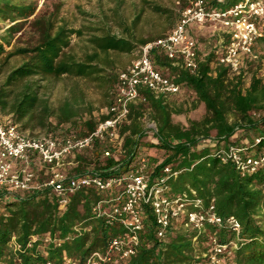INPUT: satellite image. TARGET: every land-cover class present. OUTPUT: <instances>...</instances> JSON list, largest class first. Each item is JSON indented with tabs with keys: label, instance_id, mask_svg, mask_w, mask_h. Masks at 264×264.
Instances as JSON below:
<instances>
[{
	"label": "trees",
	"instance_id": "1",
	"mask_svg": "<svg viewBox=\"0 0 264 264\" xmlns=\"http://www.w3.org/2000/svg\"><path fill=\"white\" fill-rule=\"evenodd\" d=\"M39 1L0 0V28L1 24L8 25L5 34L0 35V71L12 58L22 59L6 72L0 84V109L7 110L16 124L22 123L21 130L33 120L45 126L54 118L58 124L71 125L68 133L86 135L108 115L80 118L84 93L73 100L67 98L58 107L51 106L42 95L46 89L43 82L64 77L86 79L103 91L110 106L122 70L113 53L137 54L143 44L165 34L137 35L144 7L130 23L114 19L119 33L105 26H89V50L78 55L71 49L72 39L83 37L86 32L70 26L60 16L65 0H44L50 6L36 13ZM191 1H183L182 7ZM203 1L208 8L225 10L241 0ZM147 4L157 13L169 12L161 5ZM179 16L180 13L177 20ZM26 24L32 34L20 45L16 41L24 35ZM259 27L261 35L256 45L264 42V16L259 19ZM226 37L225 45L229 35ZM222 52L211 51L201 58L198 51L196 71L187 69L182 62L176 64L163 50L154 49L151 53L157 70L181 88L190 89L196 100L204 104L206 114L202 119L175 121L174 114L180 115L181 111L173 112L169 101L172 95L156 97L142 86L141 98L131 103L128 120L120 126L121 153L107 156L105 151L112 147L106 140L96 141L91 148L72 155L74 165L68 175L123 176L145 157V172L153 183L165 175V167H170L177 174L166 180L168 195L193 189L204 206L214 199L219 215H233L241 224L239 235L229 227L219 229L212 225L198 232L185 228V221L180 218L160 237L152 208L147 206L141 243L126 264H213L204 255L212 249L213 235L221 242L236 244L230 253L220 255L219 264H264V165L253 172H243L231 159L221 158L222 151L231 146L240 148L244 157L264 156V80L253 75L246 85L242 75H235L218 63ZM148 116L157 124V143L149 139L145 128L144 119ZM149 148L155 150L149 152ZM114 194L113 190L95 187L82 189L60 208L57 196L49 189L10 192L0 188V264H83L95 250L104 249L110 237L123 231L119 226L107 225L94 211L99 200ZM46 237L50 240L46 241Z\"/></svg>",
	"mask_w": 264,
	"mask_h": 264
},
{
	"label": "built area",
	"instance_id": "2",
	"mask_svg": "<svg viewBox=\"0 0 264 264\" xmlns=\"http://www.w3.org/2000/svg\"><path fill=\"white\" fill-rule=\"evenodd\" d=\"M224 3L226 0H218ZM264 16V0H241L225 10L208 8L203 0H192L183 8L174 26L164 36L143 44L135 59L119 73V80L113 102L106 106L101 114L108 117L100 120L92 132L80 136L75 132L59 134L46 133L32 136L13 122L11 115L3 116L0 109V188L10 192L49 189L57 196L60 208L70 201L75 192L95 187L102 191L113 190V196L103 198L94 207L96 217L109 226H119L123 231L107 240L104 249L95 250L83 264H126L136 253L143 229V213L147 206L152 208L158 226V235L163 237L173 221L182 218L185 228L204 231L207 225L217 228L229 227L239 235L241 224L231 215L223 217L216 211L214 199L208 206L196 191L190 189L174 196L166 192L167 178L172 173L165 167V175L151 183L145 172L147 160L142 157L137 166L123 176L102 177L99 174L68 175L57 169L58 165L77 151L91 148L96 141H108L112 149L105 151L107 156L122 151L123 137L120 126L126 122L131 103L141 98L142 86L159 95H175L181 86L154 67L151 53L154 49L165 51L175 63L196 71L199 67V47L197 39L189 34L193 24L214 23L221 25L229 35L218 63L229 67L233 74H244L245 63L258 58L256 42L261 35L259 19ZM147 130L149 139L157 143L158 131L154 120L149 119ZM33 157H37L42 167L51 170L43 181H38L31 168ZM223 161L231 159L245 172H253L264 165V156L244 157L241 149L231 146L223 150ZM21 164L16 168L17 164ZM87 229V228H85ZM90 229V228H88ZM212 249L208 256L211 263L219 264L222 253L231 252L235 242H221L217 236H211ZM46 241L50 237L45 238Z\"/></svg>",
	"mask_w": 264,
	"mask_h": 264
},
{
	"label": "rangeland",
	"instance_id": "3",
	"mask_svg": "<svg viewBox=\"0 0 264 264\" xmlns=\"http://www.w3.org/2000/svg\"><path fill=\"white\" fill-rule=\"evenodd\" d=\"M185 0H65L62 6L60 16L63 17L70 26L82 28L86 32L85 36H74L72 39V51L78 55L89 50L87 37L90 34L89 26L111 28L112 32L119 33V27L115 24V18H121L130 23L133 17L145 7V11L140 22L137 25V35L148 37L152 35L166 34L174 26L177 21V15L183 8ZM148 2L161 5L168 9L167 13H157L149 7ZM46 5V6H45ZM50 6V3H45L40 0L38 3L37 12ZM0 35L5 34L8 25L1 24ZM24 35L16 41L23 45L28 37L32 34L26 24L23 28ZM189 34L198 41L199 53L201 58L206 57L211 51L222 52L226 42V31L219 25L214 23L192 24L188 28ZM15 41V40H14ZM15 43V42H14ZM258 58L248 60L245 63L243 81L248 85L251 77L256 75L264 80V42L256 45ZM118 68L125 69L133 59L136 58V53L115 54ZM21 58H12L9 65L0 71V84L3 81L6 72L13 66L21 62ZM46 89L43 91V96L48 100V103L53 107L60 106L67 98L73 100L84 93V102L81 103L79 117H98L101 111L107 106L103 91L97 89L93 83L86 79H74L64 77L56 81H44ZM170 106L175 111H181V114H174L175 121L187 122L190 119H202L206 114L204 104L196 100L194 92L184 87L180 92L170 97ZM10 115L7 110H3V116ZM149 116L144 119L145 128L148 127ZM48 121L52 124L49 125ZM46 121L45 126L38 125L37 120L30 122L29 126L23 130L25 133L32 136H40L49 132H57L59 134L68 133L71 128L69 123L58 124L54 118ZM19 127L22 123H18ZM144 148V147H142ZM149 152L155 148H149ZM73 157H67L64 164L58 165L56 168L64 173H68L73 166ZM35 171L38 181H43L49 175L51 170L48 167H43V170H38L31 166Z\"/></svg>",
	"mask_w": 264,
	"mask_h": 264
},
{
	"label": "crops",
	"instance_id": "4",
	"mask_svg": "<svg viewBox=\"0 0 264 264\" xmlns=\"http://www.w3.org/2000/svg\"><path fill=\"white\" fill-rule=\"evenodd\" d=\"M192 35H193V34H192ZM64 161H65V160H64ZM64 161H63V162H64ZM71 162H72V164L74 165L73 160H72ZM31 164H32L31 166L35 167L36 169L38 168V170H43V167H42V165L39 163L37 157H33V160H32V163H31ZM63 164H64V163H63ZM20 165H21V164L18 163L15 167L18 168V167H20Z\"/></svg>",
	"mask_w": 264,
	"mask_h": 264
}]
</instances>
